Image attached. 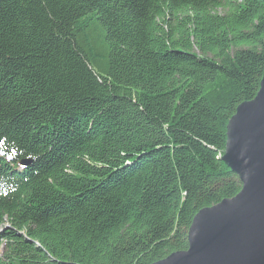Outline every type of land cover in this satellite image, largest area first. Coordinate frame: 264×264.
Wrapping results in <instances>:
<instances>
[{
  "label": "trees",
  "instance_id": "16d2710c",
  "mask_svg": "<svg viewBox=\"0 0 264 264\" xmlns=\"http://www.w3.org/2000/svg\"><path fill=\"white\" fill-rule=\"evenodd\" d=\"M263 76L264 0H0V264L187 250Z\"/></svg>",
  "mask_w": 264,
  "mask_h": 264
},
{
  "label": "water",
  "instance_id": "95a60500",
  "mask_svg": "<svg viewBox=\"0 0 264 264\" xmlns=\"http://www.w3.org/2000/svg\"><path fill=\"white\" fill-rule=\"evenodd\" d=\"M227 136L222 159L239 175L240 191L200 209L188 249L153 264H264V76L256 96L237 106Z\"/></svg>",
  "mask_w": 264,
  "mask_h": 264
},
{
  "label": "rangeland",
  "instance_id": "374dc122",
  "mask_svg": "<svg viewBox=\"0 0 264 264\" xmlns=\"http://www.w3.org/2000/svg\"><path fill=\"white\" fill-rule=\"evenodd\" d=\"M2 231V229L0 228V232Z\"/></svg>",
  "mask_w": 264,
  "mask_h": 264
},
{
  "label": "snow or ice",
  "instance_id": "6c2138e0",
  "mask_svg": "<svg viewBox=\"0 0 264 264\" xmlns=\"http://www.w3.org/2000/svg\"><path fill=\"white\" fill-rule=\"evenodd\" d=\"M0 143H2V141H0Z\"/></svg>",
  "mask_w": 264,
  "mask_h": 264
}]
</instances>
